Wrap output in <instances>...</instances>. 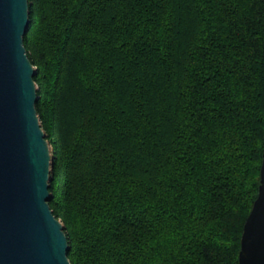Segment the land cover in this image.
<instances>
[{
	"label": "trees",
	"instance_id": "16d2710c",
	"mask_svg": "<svg viewBox=\"0 0 264 264\" xmlns=\"http://www.w3.org/2000/svg\"><path fill=\"white\" fill-rule=\"evenodd\" d=\"M48 205L71 264H238L264 134V0H27Z\"/></svg>",
	"mask_w": 264,
	"mask_h": 264
},
{
	"label": "water",
	"instance_id": "95a60500",
	"mask_svg": "<svg viewBox=\"0 0 264 264\" xmlns=\"http://www.w3.org/2000/svg\"><path fill=\"white\" fill-rule=\"evenodd\" d=\"M28 24L27 0H0V264H71L63 224L48 205L52 155L23 45ZM238 264H264V134Z\"/></svg>",
	"mask_w": 264,
	"mask_h": 264
}]
</instances>
